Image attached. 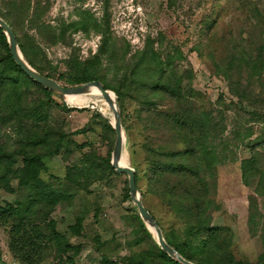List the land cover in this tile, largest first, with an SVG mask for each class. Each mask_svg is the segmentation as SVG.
I'll return each mask as SVG.
<instances>
[{
	"label": "trees",
	"instance_id": "16d2710c",
	"mask_svg": "<svg viewBox=\"0 0 264 264\" xmlns=\"http://www.w3.org/2000/svg\"><path fill=\"white\" fill-rule=\"evenodd\" d=\"M110 1L104 0L101 17L80 7L72 17L55 18L51 24L45 20L51 8L49 0H0V18L12 29L24 60L42 76L67 88L97 81L114 93L145 208L152 215L145 201L155 196L179 223L178 228L167 229L158 223L169 246L194 264H264V252L256 263L237 261L231 252V238L211 226V211L218 207L209 197V187L217 166L227 159L223 150L227 143L221 140L225 132L222 118L217 121L212 112L195 109L192 71L181 72L176 66L183 57L180 49L162 52L148 39L142 50L129 55L128 49L116 45L111 33ZM259 16L264 28V14L260 12ZM78 33L99 38L96 51H89L85 58L74 46L73 37ZM230 43L225 61L213 59V63L231 88L235 83L232 93L239 103L252 108L246 122L263 125L258 149L241 162L240 171L243 185L254 187V193L264 197V99L259 101L248 92V86L234 82V75L244 73L248 83L255 82L264 92V42L251 41L247 48L234 39ZM41 44L62 46L69 52L60 65H53ZM163 101L170 103L167 111L146 121L149 127L162 129L173 146L137 144L127 104L136 102L150 110ZM71 111L78 110L68 108L62 99L20 70L0 29V189L18 197L14 204L0 201V226L7 230L9 252L19 264H75L81 253V246L70 244L51 217L58 205L70 203L73 196L55 188L53 181L59 178H42L47 172L46 160L61 156L68 163L64 180L86 193L96 183L118 176L110 165L115 140L112 126L96 114L106 152L92 145L84 151L86 145L74 139L80 132L67 133L59 114ZM252 136L250 127L242 135L235 133L241 142ZM74 155H78L76 160L69 162ZM124 199H130L127 181ZM84 218L82 213L69 227L73 237H83ZM132 218L136 229L130 245L146 244L145 248L113 259L101 251L111 242L95 236L92 241L101 253L100 264H179L160 250L137 212ZM262 236L264 246V227ZM0 264H4L1 255Z\"/></svg>",
	"mask_w": 264,
	"mask_h": 264
},
{
	"label": "rangeland",
	"instance_id": "374dc122",
	"mask_svg": "<svg viewBox=\"0 0 264 264\" xmlns=\"http://www.w3.org/2000/svg\"><path fill=\"white\" fill-rule=\"evenodd\" d=\"M50 11L45 20L53 24L55 18L68 19L77 8L86 9L101 17L104 0H49ZM112 37L119 47L129 50V55L142 50L149 39L156 50L180 49L182 59L176 66L182 72L192 71L191 88L195 109L212 112L216 120L221 117L225 132L221 140L227 143L223 148L227 159L220 163L214 172V182L209 187V197L218 208L211 211V226L221 230L231 238V252L237 261L256 263L264 252L262 229L264 227V197L254 193V187L242 183L240 165L256 150L263 125L247 123V103H239L233 95L229 83L218 74L213 59L224 62L232 39L247 48L251 41L264 42V28L259 13L264 14V0H111L109 4ZM74 46L80 49L81 58L89 51L94 53L99 38H86L78 33L74 37ZM53 65H60L69 50L62 46L49 47L41 44ZM241 87L248 86V92L259 101L264 99V92L255 82L248 83L244 73L234 75V82ZM112 95V94H111ZM113 96V95H112ZM114 97V96H113ZM68 108H92L59 112L65 123L67 133L80 132L74 139L79 144L100 148L104 154L106 144L100 139L101 129L96 114L112 122L113 113L102 97L97 95L77 96L65 99ZM117 102V101H116ZM132 116L134 138L137 144H158L172 147V140L162 129L149 127L148 118L162 114L170 107L168 101L157 103L150 110L143 109L136 102L127 104ZM264 113V112H263ZM54 115H57L54 113ZM140 117V118H139ZM104 118V119H105ZM252 128L253 136L241 142L235 133L244 134L245 128ZM90 143V144H88ZM219 143V141H217ZM262 167L264 168V147L262 148ZM138 153L142 151L138 150ZM74 155L69 162L75 161ZM131 165L129 142L121 158L122 165ZM47 172L41 176L48 180L50 176L59 178L53 181L55 188L73 196L70 203L58 205L52 213L57 223V230L72 245L81 246V253L75 264H100L97 246L92 241L99 236L102 242H111L110 247L103 248L113 259L125 257L145 248L130 245L134 238L136 222L132 215L136 212L131 199H124L125 175L112 176L108 180L96 183L89 193L71 187L65 180V167L61 156L46 160ZM133 168V167H132ZM16 186V183H14ZM142 198V193L138 190ZM17 195H10L0 189V201L14 204ZM146 207L155 220L167 229L179 227L177 220L168 212L163 203L155 196H148ZM85 213L83 237H73L69 227L75 218ZM112 240V241H111ZM7 230L0 226V255L4 264L17 263L8 248ZM105 251V252H104Z\"/></svg>",
	"mask_w": 264,
	"mask_h": 264
},
{
	"label": "water",
	"instance_id": "95a60500",
	"mask_svg": "<svg viewBox=\"0 0 264 264\" xmlns=\"http://www.w3.org/2000/svg\"><path fill=\"white\" fill-rule=\"evenodd\" d=\"M0 29L6 37V42L8 45V49L10 55L15 62V64L20 68V70L32 81L42 86L45 90L51 92L54 96L62 99L65 102V97L69 95H76L87 92L91 88H95L101 96L105 99L110 109L114 114V121L111 122L108 118H105L108 123L112 126V129L115 134V140L113 145V150L111 152L110 165L113 168L114 172L118 175H125L127 177L129 196L134 206L136 207V212L142 221L145 228L152 235L153 240L171 260L179 263V264H194L185 260L175 249L167 244L163 233L158 226L157 222L153 218V216L149 213V211L145 208L141 195L138 192L136 182H135V169L127 165H121V158L123 155V151L125 148V143L127 142V136L125 134L124 128L121 123V116L118 103L116 102V96L113 92L109 90H105L102 83L94 81L89 82L87 84L81 85L79 87L67 88L59 84L58 82L47 78L46 76H42L33 68H31L28 63L24 60L18 44L16 37L12 31V29L7 25L5 21L0 18ZM110 94L114 96V99L111 98ZM66 103V102H65ZM74 109L85 110L92 108V105L76 108Z\"/></svg>",
	"mask_w": 264,
	"mask_h": 264
},
{
	"label": "bare ground",
	"instance_id": "6f19581e",
	"mask_svg": "<svg viewBox=\"0 0 264 264\" xmlns=\"http://www.w3.org/2000/svg\"><path fill=\"white\" fill-rule=\"evenodd\" d=\"M90 95H97V96L102 97L101 94H100L95 88H91V89H89V90H88L87 92H85V93L66 96L65 99H66V98H69V97L90 96ZM110 96H111V98L114 99V97H113L111 94H110ZM102 99L105 101V99H104L103 97H102ZM105 103H106L107 107L110 109V107H109V105L107 104L106 101H105ZM110 110H111V109H110ZM111 112H112V110H111ZM112 113H113V112H112ZM113 121H114V114H113V118H112V122H113ZM120 164H121V162H120ZM121 165H122V164H121Z\"/></svg>",
	"mask_w": 264,
	"mask_h": 264
}]
</instances>
